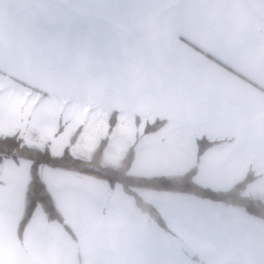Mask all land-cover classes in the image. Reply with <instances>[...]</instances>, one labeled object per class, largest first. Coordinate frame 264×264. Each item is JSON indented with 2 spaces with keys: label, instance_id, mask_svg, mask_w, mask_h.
Returning a JSON list of instances; mask_svg holds the SVG:
<instances>
[{
  "label": "crops",
  "instance_id": "1",
  "mask_svg": "<svg viewBox=\"0 0 264 264\" xmlns=\"http://www.w3.org/2000/svg\"><path fill=\"white\" fill-rule=\"evenodd\" d=\"M112 113L106 168L133 146V176L195 168L226 192L250 174L241 195L264 204V0H0V136L88 160ZM29 169L0 160V264H264V221L241 207L136 189L165 229L120 188L46 166L70 233L37 206L20 237Z\"/></svg>",
  "mask_w": 264,
  "mask_h": 264
},
{
  "label": "trees",
  "instance_id": "2",
  "mask_svg": "<svg viewBox=\"0 0 264 264\" xmlns=\"http://www.w3.org/2000/svg\"><path fill=\"white\" fill-rule=\"evenodd\" d=\"M115 123V113H112L105 136L100 140L88 160L73 157L68 148L59 156L52 155L48 146L42 148L31 147L23 144L15 136H0V160L10 159L15 163L27 161L30 164L29 181L25 193V205L22 218L18 227V235L21 234L30 221L37 206L40 207L46 222L56 224L66 232L70 230L58 213L52 199L40 177V168L43 166L77 174L94 181H100L109 188H120L130 196L135 204L162 228H165L161 218L153 208L144 203L136 194V189H148L153 191H170L193 195L199 199L220 202L227 206L241 207L248 215L264 221V204L255 199L245 198L241 195L247 183L253 180L252 175L246 176L240 183L226 192H213L196 185L193 181L194 169H190L183 175L170 177H140L129 174V168L133 159V147H130L120 164L115 168L101 167L103 152L107 144L108 135L112 132ZM161 122L146 127V131H152L160 126ZM75 138L73 136L71 141ZM213 143L205 140L197 141V156ZM166 229V228H165Z\"/></svg>",
  "mask_w": 264,
  "mask_h": 264
},
{
  "label": "rangeland",
  "instance_id": "3",
  "mask_svg": "<svg viewBox=\"0 0 264 264\" xmlns=\"http://www.w3.org/2000/svg\"><path fill=\"white\" fill-rule=\"evenodd\" d=\"M110 116H111V115H110ZM109 118H110V117H109ZM76 135H77V132H76L73 136H76ZM73 136H72V137H73ZM18 139H19V138H18ZM19 140H20V139H19ZM20 141H21V140H20ZM21 142H22V141H21ZM98 144H99V143H98ZM130 147H133V146H130ZM130 147H129V148H130ZM129 148H128V149H129ZM68 150H69V149H68ZM88 151H89V150H86V151H85V150H82L83 155H85V152L88 153ZM127 151H128V150H127ZM127 151H126V152H127ZM133 151H134V147H133ZM126 152L124 153V155L126 154ZM50 153H51V152H50ZM52 155H53V154H52ZM90 157H91V156H90ZM123 157H124V156H123ZM123 157H122V159H123ZM133 157H134V152H133ZM122 159H121V160H122ZM121 160L118 162V164H115V165H113V166H109V167L106 168V166L103 164V157H102L101 167L106 168V169H112V168H115L117 165L120 164ZM132 160H133V159H132ZM131 163H132V162H131Z\"/></svg>",
  "mask_w": 264,
  "mask_h": 264
},
{
  "label": "snow or ice",
  "instance_id": "4",
  "mask_svg": "<svg viewBox=\"0 0 264 264\" xmlns=\"http://www.w3.org/2000/svg\"><path fill=\"white\" fill-rule=\"evenodd\" d=\"M34 104H39L40 101L37 99L36 101L33 102ZM52 112V107L49 105H45L44 108L42 109V115L46 118L51 115Z\"/></svg>",
  "mask_w": 264,
  "mask_h": 264
}]
</instances>
